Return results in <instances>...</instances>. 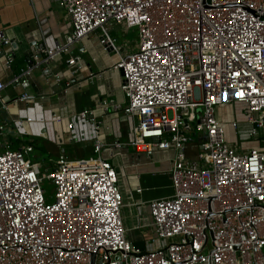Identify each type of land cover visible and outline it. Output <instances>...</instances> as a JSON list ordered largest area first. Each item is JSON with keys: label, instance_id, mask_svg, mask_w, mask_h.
Returning <instances> with one entry per match:
<instances>
[{"label": "built area", "instance_id": "obj_1", "mask_svg": "<svg viewBox=\"0 0 264 264\" xmlns=\"http://www.w3.org/2000/svg\"><path fill=\"white\" fill-rule=\"evenodd\" d=\"M57 1L71 29L54 43L36 41L26 65L9 81L0 78V91L28 86L35 67L49 70L62 54L82 68L74 46L97 29L104 49L116 51L110 25L135 29L137 48L113 64L122 71V110L135 118L128 144L149 157L157 149L174 152L173 192L149 202L152 241L133 244L117 170L102 152L125 142L105 137L111 127L97 120L117 105L104 99L74 114L93 123L94 154L71 158L62 145L74 139L76 121L47 112L24 91L18 99L29 106L12 118L16 131L49 136L62 149L55 166L41 172L31 142L3 144L9 122L0 118V264H264V0ZM19 44L0 29L7 67ZM5 102L0 93V114ZM227 104L240 106L250 124L244 134L237 119L218 118ZM45 178L55 185L52 201Z\"/></svg>", "mask_w": 264, "mask_h": 264}, {"label": "crops", "instance_id": "obj_2", "mask_svg": "<svg viewBox=\"0 0 264 264\" xmlns=\"http://www.w3.org/2000/svg\"><path fill=\"white\" fill-rule=\"evenodd\" d=\"M127 30L121 23L110 25L111 35H115V27ZM0 29H6L10 35L20 40L14 63L4 65V53L7 49L0 46V78L9 81L27 63L31 48L35 42H43L46 37L49 43L62 40L71 29V21L62 5L57 0H0ZM128 31V30H127ZM100 29L88 34L74 46L73 53L79 54L83 66L78 69L67 63L68 54H62L51 63L50 69L41 64L33 69L28 86L9 84L0 93L6 101V108L0 114L1 120L8 121L9 127L2 136L4 145L19 147L24 143L15 127L12 118L21 109L29 106L26 100L18 97L28 91L42 102L47 112H58L76 121L73 140H66L62 145L71 158L88 157L94 152V125L91 121L79 120L74 114L84 107L96 108L104 99L113 101L117 106H108L99 112L98 122L103 129L111 127L112 139L115 135L125 142L122 147H106L103 156L109 159L118 173V184L123 197L122 218L126 227V237L138 247L145 248L156 233L152 224L149 202L152 199L172 194L170 168L174 152L171 149H157L152 157L137 152L130 144L135 118L125 115L122 107L126 104V95L122 90V71L113 64L120 56L131 49L126 43L118 44L119 50H105L101 42ZM59 73L61 80L54 74ZM40 94H45L40 98ZM39 116L40 112L35 109ZM217 116L221 120L235 118L239 122L241 133L250 124L238 105H222L217 108ZM232 133L233 129H229ZM113 135V136H112ZM261 135L263 133L261 132ZM34 138V139H33ZM39 138H42L41 141ZM258 138L253 141L257 143ZM38 142L45 146V151L56 160L62 147L46 135H34L32 144ZM52 162V168L55 166ZM140 188V190H139Z\"/></svg>", "mask_w": 264, "mask_h": 264}, {"label": "rangeland", "instance_id": "obj_3", "mask_svg": "<svg viewBox=\"0 0 264 264\" xmlns=\"http://www.w3.org/2000/svg\"><path fill=\"white\" fill-rule=\"evenodd\" d=\"M128 30V31H127ZM123 30L121 27H115V35L118 38L116 39L117 44H122L126 43L129 49L135 50L137 48L138 44V33L135 29H127ZM31 134H23L21 136V139L24 143L32 141ZM34 139V138H33ZM41 141L42 138H39ZM22 144V143H21ZM12 148H17V147H12ZM94 154V153H93ZM78 155H72L70 157H75ZM30 157L33 160H40L41 161V172H46L50 168H52V162L55 160L46 150L45 152H40L39 150H35L30 154ZM58 158V156H57ZM57 160V159H56ZM55 160V162H56ZM42 185L45 189L46 197L48 201H52L54 199V194H55V185L53 181L49 178H45L42 181Z\"/></svg>", "mask_w": 264, "mask_h": 264}, {"label": "trees", "instance_id": "obj_4", "mask_svg": "<svg viewBox=\"0 0 264 264\" xmlns=\"http://www.w3.org/2000/svg\"><path fill=\"white\" fill-rule=\"evenodd\" d=\"M33 145L35 147V150H39L40 152H45V146L44 145L39 144L37 141L34 142Z\"/></svg>", "mask_w": 264, "mask_h": 264}, {"label": "water", "instance_id": "obj_5", "mask_svg": "<svg viewBox=\"0 0 264 264\" xmlns=\"http://www.w3.org/2000/svg\"><path fill=\"white\" fill-rule=\"evenodd\" d=\"M35 45H36V42H35ZM94 259H95V254L93 253V255H92V261H94Z\"/></svg>", "mask_w": 264, "mask_h": 264}]
</instances>
